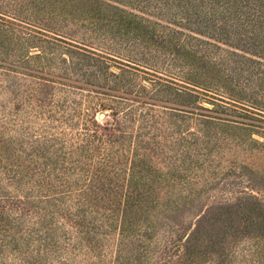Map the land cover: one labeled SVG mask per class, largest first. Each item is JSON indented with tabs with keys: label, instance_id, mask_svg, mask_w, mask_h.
<instances>
[{
	"label": "rangeland",
	"instance_id": "1",
	"mask_svg": "<svg viewBox=\"0 0 264 264\" xmlns=\"http://www.w3.org/2000/svg\"><path fill=\"white\" fill-rule=\"evenodd\" d=\"M168 1L0 0V24L1 20L9 24L13 28H9L10 32L20 31L13 25H21L32 31L37 39L33 44L26 42L20 45L13 39L7 44L0 25V63L14 64L17 68L35 73L32 78L16 70L13 76L6 77L0 69V122L3 120L1 101H7L9 111L14 106L18 107L14 113L18 128L14 132L10 130L9 135L25 140L28 143H25L26 147L29 143L41 144L43 137L48 139L50 144L47 147H54L51 154L41 156L34 153L32 161L63 160L60 169L56 172L49 169L50 173L63 176L71 185L74 182L79 184V187L73 184L71 188H66L50 178V183L55 186L52 188L43 180L42 171H47L46 168L30 164L27 171V178L33 176V180L44 181L40 186L41 192L31 193L30 200L36 202L41 196L55 197L58 202L52 204L60 209L51 210L53 217L47 221L52 223L44 228L34 213H28L30 215L24 219L25 225L38 229L40 233L37 235L41 237L45 231L58 235L61 244L57 249H51L61 259L50 255L45 264H116L119 256L118 264H168L167 259L176 261L185 246L194 248L197 261L192 264H264V108L254 106L262 111L245 108L241 105L250 104L239 100L238 96H231L225 88L215 92V87L207 84L219 81L224 87L233 88V84L225 78L227 73L212 65L216 58L207 56L202 50L186 53L189 51L186 46L180 47L179 53L175 54L166 41L167 30L162 27L183 34L179 45L184 44L186 35L212 43L217 38L210 41L208 34L200 36L203 30L185 20V13H191L186 2L192 0H182L181 5L174 0L171 7L165 6ZM221 43L214 44L253 60L263 57L254 55L247 45L224 46ZM20 46L24 47L23 50H19ZM166 49L169 50L166 52ZM38 54L40 58L33 59ZM26 56L29 59L22 60ZM163 57L166 58L165 63ZM171 58L185 67H171ZM50 59H53L51 63ZM73 64H76L74 73L70 70ZM62 67L66 68V72L61 70ZM134 68L147 71L138 72ZM185 69L195 71V76L181 75V71H187ZM110 74H126L123 75L125 83L129 79L130 85L144 87L145 91L132 86L113 85ZM104 76L106 80L103 81ZM159 76L161 79L170 76L200 88L199 91L205 89L223 98L239 101V104H234L237 107L231 106L227 110V115L258 127L240 125L244 130H232L235 135L230 136L217 125V129L210 130L207 135L211 140L214 135L221 139L229 135L223 140L225 142L214 146L205 144L204 149L199 148L198 143L205 140L202 138L196 143V135L192 137L190 133L197 131L198 123L204 121L202 119L214 116V101L203 96H192L190 102H187L189 97L177 98L183 95L185 85L161 82L157 79ZM40 78L53 83L41 90L43 80ZM160 82L162 86L157 87ZM6 87H13L12 90L18 94L13 101ZM32 89L42 91L38 93L42 103L33 97L28 101L30 94L26 92ZM105 89L128 93L131 97L140 96L154 104L181 107L192 113L176 114L158 106L153 111L154 118L148 122L149 128L142 130V134L137 122L142 114V104L138 105V100L128 101L125 105L114 104L108 97L99 95ZM164 111H168L167 114L163 115ZM131 112L136 120L128 116L125 121ZM168 114L176 117H167ZM86 134L93 136L88 139L90 146ZM95 136L104 141L110 137L113 144L106 145L104 151L98 147ZM60 148L62 151L57 156L55 153ZM195 151L204 156L195 155ZM106 155H112L114 159V176L118 175L116 194L110 192L104 195L103 191L96 190L89 197L78 193L80 187L87 191L91 184L98 185L91 175L104 166ZM26 158L24 154L18 157L21 163ZM26 163H30L29 160ZM64 167L66 170H63ZM131 175L134 176L132 182ZM0 184L5 185V195L13 197V201L28 196L16 192L4 182ZM1 195L0 192V203ZM127 195L137 197L126 201ZM93 197L96 201L92 200ZM79 200L83 205H74L73 202ZM136 201L139 203L136 204ZM124 203L130 206V211L123 210ZM64 204L69 206L71 213L80 214L72 221L63 217L61 206ZM18 212L12 211V215ZM124 213L134 233L139 235H135L134 243L130 240V246L141 242V247H144L142 250L136 245V254L132 256L120 253L117 247L120 239L118 225ZM102 214L111 218L110 225H114L109 235H104V228L98 227L105 217ZM83 215L93 223L88 226V222L82 223L80 218ZM74 219L76 222L73 223ZM94 228L95 236L103 244L97 249L100 259L84 254V248L79 252L65 253L63 231L77 240L79 231ZM25 234L22 233L23 236ZM90 236H94L93 233ZM170 236L180 246L176 252L163 248L164 241ZM33 245H38V242ZM164 252L168 253L166 259ZM5 254L4 258L0 255V264L1 258L6 263L16 261L9 253Z\"/></svg>",
	"mask_w": 264,
	"mask_h": 264
},
{
	"label": "trees",
	"instance_id": "2",
	"mask_svg": "<svg viewBox=\"0 0 264 264\" xmlns=\"http://www.w3.org/2000/svg\"><path fill=\"white\" fill-rule=\"evenodd\" d=\"M177 3H182V0H175ZM174 0H170L167 3H165V6L171 7ZM181 5V4H180ZM187 6H190L191 13L186 12L184 17L186 18L188 24L191 26H196V28L201 29L203 31L202 34H208L211 39L210 41H213V39L217 38L215 42L221 43V41L225 43H221L224 46H228L230 44L235 45H241L245 47H249V50L253 52V54H259L261 59L260 60H253L250 58H247L243 55H239L235 53L234 51L225 50L220 45H215L212 42H208L205 40H202L200 38L186 35L184 36L185 40L183 41V45H179V41L181 36L183 34L177 30H171L169 27H162L163 29L167 30L166 38L168 42L169 47H173V51L175 54L179 53L180 47L186 46V48L189 49L186 53H193L198 52V50L204 51V53L207 54V56L216 58L217 61L215 63H212L213 66H215L217 69H220L221 72H225V78L229 79L228 82L233 84L232 89H228L227 87H224V84L216 81L215 83H210V81L207 83L209 85H212V87H215L213 89L215 92L219 90V88H225L231 93V96H238L239 100L246 102L248 105H241L248 109H256V111H262L258 108H254V106L262 107L264 108V63L262 61L264 60V0H192V2H186ZM154 8H157L155 6ZM184 18H181L183 20ZM1 29L3 28L2 33L5 37V40L8 43H11V39L15 40L18 44L22 45L26 42L34 43L37 42V39L35 37V34L25 28H22L21 25H13L18 28H20V31L10 32L9 28L13 30V28L9 24H5L4 21L1 20ZM159 26L158 24H156ZM160 27V26H159ZM185 30L190 31L188 28H185ZM153 32L155 29L152 30ZM157 32H160V30H157ZM5 33V34H4ZM162 35V32H161ZM219 40V41H218ZM182 42V41H181ZM247 45V46H246ZM3 48V47H1ZM24 47L20 46L19 50H23ZM169 49H166V52ZM199 53V52H198ZM174 57V55L172 56ZM40 58V54H38L33 59ZM165 58V57H163ZM29 57L26 56L22 58V60H28ZM53 59H50L51 63ZM166 62V58L163 59V63ZM171 62V67H175V69H180L185 67V65H181L177 62L176 59H172L169 61ZM76 64H73V68L70 69L72 73L76 72ZM180 66V67H179ZM124 67L130 68L129 65H124ZM0 69L2 75L8 77L13 76V74L16 73V70L21 71L20 73L27 75L29 77H34L32 74V71L23 69V68H17L14 66V64L4 63L1 61L0 63ZM65 67H62L61 70L66 72ZM135 71H141L138 68H134ZM69 70V71H70ZM187 71H181V75L193 77V74L195 76V71H190V69H185ZM147 70L141 71L146 73ZM125 73L129 75H133V73L125 71ZM110 77H113V79L110 81L113 85L124 86L129 87L132 86L133 88L140 89L142 92L145 91L144 87H136V85H130L129 79L128 83H125V76L126 74H119V75H113L110 74ZM83 76H87L83 74ZM162 76V75H161ZM157 77L158 80H161V82H165L171 85H175L176 82L181 83L180 86L183 87V95H178L177 98L182 97H189L187 102H190V97H208V99L213 100L212 103L213 107L216 108L214 116L206 117L207 119H202L204 121H200L198 123L199 127L197 131L191 132V136L194 137L196 135V143L200 141L202 138L205 140L203 143L199 142L198 147L204 149L205 144H210V146H214L215 144L225 142L224 139H227L228 136L235 135L236 130H244L240 125H248L258 127L254 125L253 123H245V121H238L235 118L229 117L227 115V110L233 106L237 107L234 104H239V101L232 100L230 98H223V96H220L217 93H212L208 90L202 89L199 91L200 88H196V86L184 83L182 81H179L178 79H175L173 77H166L167 79H161L162 77ZM42 79L41 84V90L46 89V87H49L51 80ZM102 80H106V77H102ZM161 82L157 85V87L162 86ZM125 83V84H124ZM65 85V84H63ZM191 85V86H190ZM190 86V87H189ZM8 87V86H7ZM6 87V88H7ZM210 88V87H209ZM13 87L7 88L9 94L13 97L11 100L13 101L18 94L14 92ZM154 93H157L153 90ZM160 92V91H158ZM30 94L28 101L33 97L35 101L38 103H42V100L39 97V94L42 93V91L38 89H32L31 91H27L26 94ZM39 93V94H38ZM136 93V92H135ZM192 93H195L193 95ZM22 94V93H21ZM133 94V93H132ZM158 94V93H157ZM207 94H211L212 96H207ZM101 96L108 97L109 100L113 101L114 104L118 105H125L128 101H137V104H142V114L139 115V122L141 127V133L142 130L144 131L145 128L148 127V122L154 118L153 111L156 107L160 106L161 108L168 110L172 113H192L189 111L184 110L183 108H174V107H168L160 104H154L151 101L147 100L145 101L144 98L140 96H133L131 97L128 95V93H115L112 90L105 89L103 92H100ZM142 95V94H139ZM214 96V97H213ZM245 99H248L245 101ZM217 102V103H215ZM7 101H1V119L0 122V183L4 182L7 186L13 187L16 192H22L28 196H23V200H15L13 201V197L5 195L7 193L5 189V185L0 184V192L1 194V203H0V255L1 257H6L5 253H9L14 257V260L16 261H10L6 263L1 258V264H45L47 260L49 259L50 255H53L54 257H57V255L54 253L56 251H52L51 248L55 247L56 249L59 247L61 242L58 240V235H55V232H44L43 236L37 235L40 233L38 229H32L25 225V217L26 215H30L28 213H34L33 215L38 217V221H40V226L42 228L49 226L52 221L49 223L47 219L49 217H53L54 212L51 211L53 208H56L58 211V207H56L54 203L58 202V199H55V197H46L41 196L39 201L36 200L32 201L30 200V194L31 193H38L41 192L40 186L44 184V181L39 180H33V176L26 177L27 171L29 170L30 164L32 166H42L43 168H46L47 171L44 172L43 180L47 181L48 187L54 188L55 186L52 185L49 181L50 178H53L55 181L60 182L61 185H63L66 188H71V186L74 184L77 187H79L78 182H74L71 185V182L67 181V179H64L63 176L58 175H52L50 172L57 171L60 169V166L62 163H64L63 160H46L44 159L42 163L33 162L31 159V155L36 153L40 154L41 156L46 154H51V150L54 149V147H47V144L49 140L45 137L42 138L41 144L36 143H29V146H24L25 140L17 139L15 137H11L9 135V131L12 132L17 131V125L15 124V117L14 114L16 111H18V107L14 106V109L12 111H9V109L6 106ZM144 105V106H143ZM147 106V108L145 107ZM251 107V108H250ZM245 108H241V110L247 112L248 110ZM164 111L162 114H167ZM41 113H39L40 115ZM126 114V113H125ZM10 116L9 118L6 116ZM128 116L132 119H135V115L131 112V114H127V117L125 118V121H127ZM174 116L168 114L167 117ZM136 120V119H135ZM214 120V121H213ZM217 125H219L221 128L224 129V132L229 134L224 139L219 138L217 135H214L212 140L210 139V136H208V132L210 130L215 131L217 129ZM87 126V125H86ZM46 128H49V126H45ZM99 127V126H98ZM86 130L89 131V129L86 128ZM233 130V131H232ZM21 132V131H20ZM231 132H233L231 134ZM143 134V133H142ZM21 137H24L22 133H20ZM87 140L90 138H93L91 135H87ZM217 137V138H216ZM97 139V136H95ZM97 143L99 144V148L106 151V145L113 144L112 139L108 137L104 141L103 139L98 138ZM184 140V139H183ZM194 141V140H193ZM88 140V146L91 145ZM190 143V142H189ZM103 146V147H102ZM155 147H159L156 146ZM24 148V149H23ZM62 148L58 149L56 151V155L59 156L61 153ZM24 154L27 155V158L21 163L18 159L19 155ZM195 155L198 156H204L200 155L199 152ZM106 159H104L103 167H100L98 170V173H94L95 181L99 185H96L95 182L93 183L95 185L90 187H87L86 189H83V187H80L78 193H80L83 196H89L92 197L93 193L97 190V192L103 191L104 195H109L110 192H113V194H116L118 185H116V180H118L117 177L114 176V159L112 155H106ZM59 157L58 159H60ZM14 159L15 161H13ZM27 160H29L30 163H26ZM34 164V165H33ZM51 169V170H49ZM63 170H66L64 167ZM69 171V169H68ZM72 172V170H71ZM116 175V174H115ZM2 179V180H1ZM134 176L131 175V182L133 181ZM126 197V195H125ZM134 197L132 195H127V200L130 201ZM25 200V202H24ZM47 200V201H46ZM93 201H96V199L93 197ZM61 203V201H60ZM74 205L82 206V201H74ZM139 203L136 201V204ZM20 204V205H19ZM125 204V203H124ZM61 211L63 213V217L70 218L69 220L72 221L74 216H77L80 214V212L71 213L70 208L67 205L61 206ZM36 210L35 212H32V209ZM130 206L128 207L125 204V207L123 206L124 211H130ZM19 210L17 215H12V211ZM62 216V215H61ZM105 216V215H101ZM111 218L104 217L102 222H100V225L98 227L104 228V235H109V232H112L114 229V225L110 221ZM80 221L93 223L90 220L88 221L84 215L80 218ZM76 222V219L73 220V223ZM84 225H81V227ZM49 229V228H48ZM118 236H120V239H118L117 247H119V252L123 253L125 252L128 256H132L133 253L136 254L137 248L136 245L144 250V247H141V242L137 243L136 245L130 246L131 241L134 243L135 235L134 229L132 227V224L130 220L126 218V214H122L120 217L119 225H118ZM93 230V231H92ZM86 230V231H79L78 232V239L73 240L72 237H70L67 233V231H63L62 233V244L65 247L64 251L65 253H68L69 251L74 252L75 250L77 252L82 251L84 248V254H91L95 258L100 259V254L97 252V249L101 248L103 244L99 239L95 236L97 235L94 230ZM26 232V234L23 236L22 233ZM93 233L94 236H90V234ZM139 237V235H137ZM38 237V238H36ZM131 240V241H130ZM34 242H38V245H33ZM87 242V245H86ZM164 250L176 252L177 249L180 248L178 244H176V241L172 239V236L167 238L165 241ZM135 246V247H134ZM134 247V249H133ZM173 248V250H172ZM194 248L190 249L189 247H184L183 253H180V256L177 257L176 261H169L167 259L168 264H192L197 261V258L194 256ZM259 250V249H257ZM61 251H59L60 253ZM97 254V255H96ZM167 252H164L163 256L164 259H166ZM72 258V257H69ZM120 256L118 257L119 260ZM57 259H61V257H57ZM118 260L116 261V264H118Z\"/></svg>",
	"mask_w": 264,
	"mask_h": 264
}]
</instances>
